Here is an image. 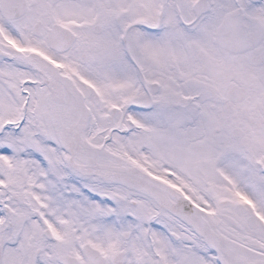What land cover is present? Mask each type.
I'll return each instance as SVG.
<instances>
[{"label": "snow or ice", "instance_id": "1", "mask_svg": "<svg viewBox=\"0 0 264 264\" xmlns=\"http://www.w3.org/2000/svg\"><path fill=\"white\" fill-rule=\"evenodd\" d=\"M0 264H264V0H0Z\"/></svg>", "mask_w": 264, "mask_h": 264}]
</instances>
